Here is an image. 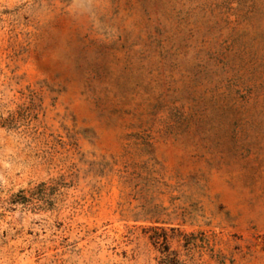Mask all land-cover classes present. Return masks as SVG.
I'll list each match as a JSON object with an SVG mask.
<instances>
[{"label":"rangeland","instance_id":"374dc122","mask_svg":"<svg viewBox=\"0 0 264 264\" xmlns=\"http://www.w3.org/2000/svg\"><path fill=\"white\" fill-rule=\"evenodd\" d=\"M0 264H264V0H0Z\"/></svg>","mask_w":264,"mask_h":264},{"label":"trees","instance_id":"16d2710c","mask_svg":"<svg viewBox=\"0 0 264 264\" xmlns=\"http://www.w3.org/2000/svg\"><path fill=\"white\" fill-rule=\"evenodd\" d=\"M10 121H13V119H11ZM3 123H6V121H5V122H3Z\"/></svg>","mask_w":264,"mask_h":264}]
</instances>
